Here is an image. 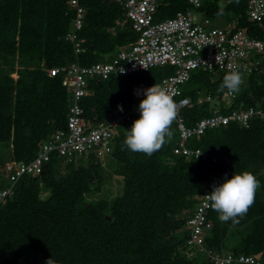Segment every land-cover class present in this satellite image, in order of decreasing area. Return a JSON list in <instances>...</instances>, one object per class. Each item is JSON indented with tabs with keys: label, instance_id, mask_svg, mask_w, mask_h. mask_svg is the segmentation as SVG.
Returning <instances> with one entry per match:
<instances>
[{
	"label": "trees",
	"instance_id": "trees-1",
	"mask_svg": "<svg viewBox=\"0 0 264 264\" xmlns=\"http://www.w3.org/2000/svg\"><path fill=\"white\" fill-rule=\"evenodd\" d=\"M156 20L173 17L193 6L188 0H158ZM70 0H0V169L6 160L29 162L57 130L66 129L72 95L63 85L64 73L54 67L80 62L92 65L111 60L117 51L134 42L126 9L116 0H81L86 16L75 31L85 39L86 51L77 54L72 31L76 9ZM223 6L224 15H217ZM248 0H203L201 17L215 23L236 22L250 35L264 39V28L249 19ZM260 63L243 84L230 108L260 105L264 108V52ZM174 67H155L127 76L113 74L90 82V95L81 100L83 117L96 124L127 109L137 92L160 85ZM17 75L16 77L14 76ZM226 73L193 72L185 94L196 102L200 94L222 95ZM228 111L227 105H220ZM211 103H194L184 109L188 125L213 110ZM135 117L115 136L110 154L113 172L105 173L103 161L94 153L69 162L54 154L41 174L23 175L13 192L0 201V264H212L185 253L188 218L198 197L206 190L209 176L229 167L234 172H253L260 186L254 203L239 223L221 222L211 208L207 244L237 254H255L264 264V121L253 119L248 127L234 122L208 129L193 137L191 146L221 156L214 164L175 155L179 138L175 121L172 136L160 150L147 156L132 152L124 144ZM123 178L122 194L94 200L108 176ZM230 176V177H231ZM229 177V178H230ZM0 174V190L11 185ZM47 195L43 197L42 191ZM110 216L111 219H108ZM252 224L243 239L229 246L231 227Z\"/></svg>",
	"mask_w": 264,
	"mask_h": 264
},
{
	"label": "built area",
	"instance_id": "built-area-1",
	"mask_svg": "<svg viewBox=\"0 0 264 264\" xmlns=\"http://www.w3.org/2000/svg\"><path fill=\"white\" fill-rule=\"evenodd\" d=\"M126 9L137 39L120 48L111 60L83 65L76 61L68 65L54 67L52 74L64 73L63 85L71 90L72 104L66 129L57 130L45 140L36 156L29 162L6 160L0 169L12 182L0 190V201L13 192V184L23 175L37 176L54 154L66 158L69 162L94 153L104 160L111 152L113 140L122 133L123 127L135 117H139L138 105L144 98L139 96L127 109L115 113L96 124L87 122L83 117L81 100L90 95V82L94 79L109 78L111 75L127 76L155 67L171 66L174 72L163 78L159 86L166 88L176 103L177 115L174 119L179 138L173 149L175 155H184L191 160H208L214 164L221 156L210 155L200 147H193V137L204 134L208 129L228 125L234 122L248 127L253 119L264 121V108L260 105L230 108L238 93L224 91L222 95L200 94L194 99L185 94V86L197 70L228 73L238 70L247 76L260 63L258 55L264 52V39L254 37L245 29L235 28L234 23L227 26L215 23L209 17H201L197 9L203 0H188L193 6L179 10L173 17L157 21L158 0H116ZM81 0H70L71 8L76 9L72 31L68 38L74 41L77 54L86 51L85 39L79 38L75 31L84 25L86 11ZM247 14L250 20L264 28V0H248ZM213 106L212 113L198 119L194 125H188L184 109L194 103ZM227 105L228 111H221L220 105ZM199 155V156H198ZM232 170L227 167L222 172L212 173L206 191L198 201L185 226V253L190 258L199 254L212 264H263L258 255L237 254L228 250H218L207 244L210 227L211 201L209 194L214 185L229 178Z\"/></svg>",
	"mask_w": 264,
	"mask_h": 264
},
{
	"label": "clouds",
	"instance_id": "clouds-1",
	"mask_svg": "<svg viewBox=\"0 0 264 264\" xmlns=\"http://www.w3.org/2000/svg\"><path fill=\"white\" fill-rule=\"evenodd\" d=\"M217 15H224L223 6L219 8ZM234 25L236 26V23ZM242 84V73L233 70L224 75L219 90L227 89L230 93H238ZM137 94L144 97L138 105L140 115L128 129L124 144L132 152L151 156L170 140L172 136L170 126L177 115V106L172 94L157 84ZM118 107L123 110L122 105ZM259 186L260 181L249 170L234 172L230 178L214 185L208 194L211 207L219 214L218 219L221 222L231 220L233 224L239 223V218L243 217L254 203ZM46 264L55 262L51 257Z\"/></svg>",
	"mask_w": 264,
	"mask_h": 264
},
{
	"label": "rangeland",
	"instance_id": "rangeland-1",
	"mask_svg": "<svg viewBox=\"0 0 264 264\" xmlns=\"http://www.w3.org/2000/svg\"><path fill=\"white\" fill-rule=\"evenodd\" d=\"M227 23H228L227 20L223 19L220 21L219 25L227 26ZM14 76L16 77L17 75H15L14 73ZM103 165L105 166L104 167L105 173L111 174L115 168V164L113 160L110 161L104 160ZM123 185L124 183L122 176H118V175L108 176L107 182L103 185L102 190L99 192H93L91 197L94 200L103 199L110 202V200L113 199L115 196L122 194ZM42 195L43 197L47 195L46 189L42 191ZM251 229H252V224H248L243 227H231L229 235L226 239V244L229 246L236 244L238 241L243 239ZM198 257L204 258V256L201 254H199Z\"/></svg>",
	"mask_w": 264,
	"mask_h": 264
},
{
	"label": "water",
	"instance_id": "water-1",
	"mask_svg": "<svg viewBox=\"0 0 264 264\" xmlns=\"http://www.w3.org/2000/svg\"><path fill=\"white\" fill-rule=\"evenodd\" d=\"M107 218H108V219H111V217H110V216H107Z\"/></svg>",
	"mask_w": 264,
	"mask_h": 264
}]
</instances>
